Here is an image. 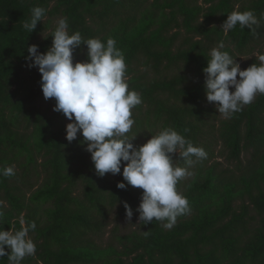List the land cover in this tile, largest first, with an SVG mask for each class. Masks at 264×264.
<instances>
[{
    "label": "trees",
    "instance_id": "16d2710c",
    "mask_svg": "<svg viewBox=\"0 0 264 264\" xmlns=\"http://www.w3.org/2000/svg\"><path fill=\"white\" fill-rule=\"evenodd\" d=\"M37 6L47 11L31 33L23 25ZM233 10L255 11L256 35L239 25L225 35ZM55 17L67 18L70 34L113 38L123 51L130 90L143 98L133 109L135 145L172 127L207 152L191 167L194 176L177 185L191 211L173 228L141 222L117 235L118 244H98L115 211L126 217L124 202L139 218L143 190L126 181V189L117 187L123 164L120 174L100 177L83 136L67 141L64 114L38 106L41 73L28 66L27 47L49 50L53 33L42 35ZM220 41L236 60L264 54V0H0V168H15L14 176H0V228L18 230L21 215L25 226H37L29 233L37 251L21 264H264V95L231 118L208 103L203 69ZM73 55L74 63L86 61L87 45ZM174 68L180 71L166 74ZM173 159L185 166L179 154ZM34 177L43 180L36 189ZM0 264H9L7 256Z\"/></svg>",
    "mask_w": 264,
    "mask_h": 264
},
{
    "label": "clouds",
    "instance_id": "9594fccd",
    "mask_svg": "<svg viewBox=\"0 0 264 264\" xmlns=\"http://www.w3.org/2000/svg\"><path fill=\"white\" fill-rule=\"evenodd\" d=\"M46 11L39 6L31 9L30 21L24 23V29L34 32ZM259 23L254 10H233L222 29L227 35L239 25L256 35L254 26ZM68 29L67 18L62 17L46 53L39 52L38 45L27 47L28 66L38 68L41 73L44 98H54L53 111L62 112L71 121L66 125L67 141L77 140L78 134L83 136L81 143L86 145L100 177L120 174L123 164V181L117 187L126 189L131 185L143 190L141 203L135 210L139 222L147 225L156 220L166 229L173 228L178 217L191 211L187 197L178 191L177 185L191 175L188 169L196 161L207 158V152L172 127L163 128L143 145H135L137 135L131 134L135 124L133 109L143 103V98L136 90H130L123 51L113 38H108L106 43L100 38L83 40L79 31L70 34ZM81 45H87L88 59L74 63V51ZM224 49L225 44L220 41L210 50L203 69L204 87L208 103H214L223 117L231 118L258 94L264 95V54L258 55L259 63L242 70L236 58ZM176 153L184 160V167L174 163ZM14 175V166L0 168V176ZM4 207L0 201V223L5 217ZM124 207L131 221L133 209L127 202ZM19 224L18 230L0 228V258L7 256L9 264H21L25 257L34 256L37 251L29 235L36 229V223L25 226L21 215Z\"/></svg>",
    "mask_w": 264,
    "mask_h": 264
},
{
    "label": "rangeland",
    "instance_id": "374dc122",
    "mask_svg": "<svg viewBox=\"0 0 264 264\" xmlns=\"http://www.w3.org/2000/svg\"><path fill=\"white\" fill-rule=\"evenodd\" d=\"M62 18V17H55V18H47L46 21L48 22L50 20V28L42 35V38H45L46 36L54 33V30L57 26V22L58 20ZM258 55H260L259 49L256 50V52H254V54L249 55V56H242L240 58H238L237 63L240 64L241 69H247L248 68V62L253 59V58H257ZM182 70H184L183 67H181ZM139 70L144 72L145 71V67H143L142 65L139 66ZM180 70L177 68L172 69V72H166V74L168 73L169 76H171L174 73H178ZM150 77H154L153 73H149ZM192 76V74H191ZM239 79V77H238ZM234 90V89H233ZM56 101L54 98H50V99H45V98H41L38 101V106H40L43 110H48L50 112H54L53 108L55 105ZM223 117V116H222ZM67 124L70 123L71 121H69L68 119H66ZM221 150V145L219 144V146L217 147V152H219ZM179 153L173 154V157H176ZM249 157L246 156V154L244 155V161L248 160ZM219 161H221L223 163V168H227L229 166V164L227 163L225 158H222L220 156V159H218ZM41 162V160H40ZM176 163V161H174ZM233 167V166H230ZM16 169L19 171L18 167H16ZM191 175L187 176L184 180L188 181L190 180L193 176H194V170L191 168L190 170H188ZM42 179H39L37 177H34L32 180V183L36 184L35 185V189L40 187L42 184ZM25 190L29 191L27 189V187H25ZM240 202H238L237 205H239ZM252 215H255L254 211H251ZM140 222L139 219H135L134 217H132L131 221H129L127 219V217H119L118 216V212L115 211L112 215L111 218L108 222V227L106 228L103 236L98 240V244L103 245L104 247L109 243V242H116L118 244V240H117V235L119 236H126V235H130L132 232L139 230L140 229Z\"/></svg>",
    "mask_w": 264,
    "mask_h": 264
}]
</instances>
